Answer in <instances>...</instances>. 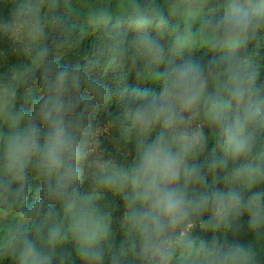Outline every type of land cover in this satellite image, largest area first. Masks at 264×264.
Masks as SVG:
<instances>
[{
  "label": "clouds",
  "instance_id": "clouds-1",
  "mask_svg": "<svg viewBox=\"0 0 264 264\" xmlns=\"http://www.w3.org/2000/svg\"><path fill=\"white\" fill-rule=\"evenodd\" d=\"M221 7L223 15L204 26L223 50L218 61H210L218 69L215 73L195 59L176 62L182 41L177 38L166 52L148 31L151 17L140 6L129 17V27L136 33L132 58L151 69L158 83L110 84L108 73L116 82L124 78L122 61L116 56L106 57L99 77L86 74L79 64L57 60L42 65L43 94L37 111L31 115L17 110L13 131L3 137V155L5 170L19 177L21 191L29 168L41 177L44 193L54 202L45 212L52 221L46 234L50 245L70 236L78 257L87 264L108 260L112 264H239V249H229L221 257L197 245L192 235L197 223L218 225L229 214L239 213L242 193L227 185L255 187L264 180V152L257 148L264 134V81L258 83L260 74L250 57L236 55L264 30V0H224ZM117 36L127 39L125 31ZM65 43L71 41L54 46ZM100 106L119 122L125 135H134L132 161L120 167L102 163L93 176L95 184L118 193L125 206L126 231L115 252L109 245L108 225L80 190L92 163L96 131L89 117ZM25 119L28 122L21 127ZM203 120L215 129L214 145L208 144ZM205 151L208 159L201 164L199 157ZM208 173L214 177L211 187H205ZM219 173L225 188L215 186ZM262 196L256 192L249 198L252 225L264 212ZM54 205H59L58 211ZM58 212L63 224L53 219ZM206 212L211 215L203 219ZM19 264H51V257L26 242Z\"/></svg>",
  "mask_w": 264,
  "mask_h": 264
},
{
  "label": "trees",
  "instance_id": "trees-1",
  "mask_svg": "<svg viewBox=\"0 0 264 264\" xmlns=\"http://www.w3.org/2000/svg\"><path fill=\"white\" fill-rule=\"evenodd\" d=\"M175 0H135L128 9L115 16H98L77 9L72 0H0V47L8 57H14L10 30L5 27L6 21H15L21 17L28 20L38 21L41 24L39 31V49L36 53V64L25 71L22 77L13 83L9 79L10 85L15 88V96L8 117L3 125L1 144L3 137L13 131V121L18 115L19 109H24L26 113L35 115L38 106V98L42 96V87L39 86V76L43 66H51L53 61H60L62 64H79L86 74L99 77L104 74L101 67L106 57L116 56L122 61L123 80L116 82L108 73V82L116 87L129 82L141 84L158 83L156 74L145 67L142 61L132 58L134 53L133 40L136 33L129 27L130 14L136 6H140L142 13L151 17L152 26L148 31L160 40L164 45L165 51L180 38L183 43L180 55L175 57L176 62L183 59H195L205 66L211 67V71L218 70L210 66V61L219 60L223 54L219 42L212 40L213 33L210 28L204 27L215 22L223 15L222 5L224 0H183L185 6L181 5L170 9V3ZM186 7L195 8L198 11L196 18L191 22L187 19ZM119 18V27H117ZM118 31H125L127 39L122 40L117 36ZM159 33V35L157 34ZM260 33V32H259ZM259 33L248 43L240 48L237 56H249L258 39ZM61 40H69L57 48L54 45ZM116 48L113 51V48ZM0 54V62L1 57ZM143 79H141V75ZM263 79V78H261ZM212 87V86H211ZM211 90V88H209ZM83 107V105L81 106ZM114 114V113H113ZM90 119L95 122V126L102 122H109L113 125L114 140L119 148L124 152L127 162H131L135 155L134 135H125L119 122L112 121L106 115V108L97 107L90 113ZM203 131L207 137L208 144L214 145L216 132L204 120ZM264 146V134L258 141L257 148L262 152ZM115 151L116 147H112ZM122 156L121 152H118ZM208 159V153L202 152L199 162L203 164ZM231 166V161L229 162ZM1 168V163H0ZM208 184L211 187L214 183L212 173L207 175ZM21 180L0 179V192L4 194L16 207L17 210L27 209L32 215L31 231L41 235L47 234V228L52 223L45 217V212L50 204L42 188V180L37 172L29 168L27 170L26 182L21 191ZM88 185V180L83 178L80 187ZM215 186L225 188L223 173H219L216 178ZM228 187L239 188V182ZM101 187V186H100ZM197 187H201L197 185ZM105 191L104 198L114 202L111 212V227L113 234L110 236L109 245L113 252L120 247L123 240L126 224L123 223L125 206L118 193L101 187ZM59 210V205H54ZM211 214L205 213L203 219H207ZM56 222L57 216L53 218ZM124 224V225H123ZM208 229L214 225L205 224ZM233 235L231 232L220 233L213 250L219 256H223L229 249L233 250ZM51 264H87L86 260L78 257L74 247V241L66 239L52 247ZM0 264H19V257L7 256L0 258ZM106 264H112L110 260Z\"/></svg>",
  "mask_w": 264,
  "mask_h": 264
},
{
  "label": "rangeland",
  "instance_id": "rangeland-1",
  "mask_svg": "<svg viewBox=\"0 0 264 264\" xmlns=\"http://www.w3.org/2000/svg\"><path fill=\"white\" fill-rule=\"evenodd\" d=\"M135 0H72L73 5L92 15L115 16L125 12ZM185 6L183 0H175L170 3L169 8L174 9L178 6ZM187 19L191 22L198 17V11L192 7H186ZM5 27L10 30L12 47L15 53L14 57H8L0 47V179L20 180L16 175H9L5 170L3 145L1 144L2 130L4 122L8 117L15 96V88L10 85V80L14 84L22 77L23 73L36 64V53H38L39 31L41 24L38 21L28 20L21 17L13 22L6 21ZM250 61L252 66L260 74L258 83L264 81V30H261L258 39L251 51ZM217 70L212 71L215 73ZM263 78V79H261ZM212 86L210 79L209 88ZM28 121L25 119L23 124ZM205 124V121H200ZM96 131L93 136L91 148L92 154L89 157L92 162L86 169L85 179L88 185L80 187L81 193L94 203L96 211L105 224L108 225L110 236L113 234L111 227V212L114 202L107 201L105 191L93 182V176L102 163L109 166L127 165L124 152L119 148L114 140L113 125L109 122H102L95 126ZM112 147H116L114 151ZM122 153V156L118 155ZM264 152V146L263 150ZM239 191L243 196V203L240 206L239 213L229 214L227 219L208 229L203 223H197L192 229V235L197 245H202L205 250L212 251L220 233L231 232L233 235V251L239 249V264H264V212L259 216L255 225L250 224L249 198L256 192L264 193V180L256 184L255 187L247 183H239ZM264 205V196L260 198ZM32 215L27 209L17 210L13 203L0 192V258L7 256L19 257L20 251L24 248L26 242H31L38 251L47 253L50 257L53 253V246L48 243L47 235L32 233L31 229ZM57 224H63V214L58 212ZM125 224V220H123ZM123 224V225H124ZM69 239L71 237L69 236ZM196 249H194L195 251Z\"/></svg>",
  "mask_w": 264,
  "mask_h": 264
}]
</instances>
